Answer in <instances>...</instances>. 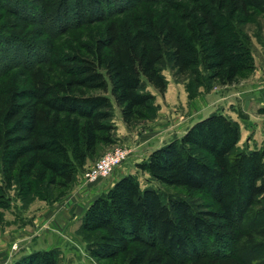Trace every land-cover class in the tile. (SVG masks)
<instances>
[{
    "label": "trees",
    "instance_id": "obj_1",
    "mask_svg": "<svg viewBox=\"0 0 264 264\" xmlns=\"http://www.w3.org/2000/svg\"><path fill=\"white\" fill-rule=\"evenodd\" d=\"M0 10V175L25 197L73 185L111 142L113 107L126 126L143 119L154 101L146 86L166 90L165 57L189 79L190 99L191 89L229 86L252 70L243 31L264 0H0ZM95 25V37L61 53L58 37ZM239 142L238 124L215 112L154 150L138 169L184 198L122 176L81 219L88 256L98 264H264V149ZM195 195L210 202L195 205ZM11 264L63 261L52 249Z\"/></svg>",
    "mask_w": 264,
    "mask_h": 264
},
{
    "label": "rangeland",
    "instance_id": "obj_2",
    "mask_svg": "<svg viewBox=\"0 0 264 264\" xmlns=\"http://www.w3.org/2000/svg\"><path fill=\"white\" fill-rule=\"evenodd\" d=\"M3 14L0 10V18H3ZM3 23L4 20H1L0 33ZM100 27L95 25L84 30H72L68 35L57 38V46L61 53H69V49L77 47L76 39L88 42L98 34ZM243 32L254 63L252 70L241 73L236 82L229 86L191 89L196 96L190 99L187 90L189 79L176 75L165 57L161 65V73L167 83L165 92L159 94L147 85L145 91L153 95L154 101L150 110L145 112V117L130 126L121 121L119 110L113 107L111 142L99 146L96 155L78 171L73 185L67 190H43L22 197L14 187L7 189L3 186L0 175V193L4 199V206L0 208V264H11L42 249H56L63 264H98L86 253L85 243L78 232L86 211L84 207L94 197L106 193L121 176L128 175L133 176L142 188L152 186L157 189L163 197L184 198L179 189L165 188L151 182L149 176L138 169V165L144 163L154 149L180 138L191 125L207 114L218 112L238 124L241 149L263 150L264 113L260 111L264 109V95L262 102L257 103L254 99L256 95L264 94V12H254ZM31 40V37L27 38V42ZM13 53L12 48L4 51L9 58ZM18 59L15 58L16 61ZM4 61L6 58L0 52V62ZM117 148L128 152L127 160L100 183H87L85 172L98 159ZM77 201H80L79 204ZM193 202L204 205L210 201L204 195H195ZM65 206L70 208L69 211L64 210ZM62 236L75 239L81 247L80 252L75 253L71 243L64 244ZM257 241L264 240L257 238ZM261 259H264V250Z\"/></svg>",
    "mask_w": 264,
    "mask_h": 264
},
{
    "label": "built area",
    "instance_id": "obj_3",
    "mask_svg": "<svg viewBox=\"0 0 264 264\" xmlns=\"http://www.w3.org/2000/svg\"><path fill=\"white\" fill-rule=\"evenodd\" d=\"M128 158V152L123 148L114 151L98 159L84 174V179L89 184H98L105 180L110 174Z\"/></svg>",
    "mask_w": 264,
    "mask_h": 264
},
{
    "label": "crops",
    "instance_id": "obj_4",
    "mask_svg": "<svg viewBox=\"0 0 264 264\" xmlns=\"http://www.w3.org/2000/svg\"><path fill=\"white\" fill-rule=\"evenodd\" d=\"M264 94L262 93V94H260V96H257L256 95V97H255V101L257 102V103H259L260 101L262 102L263 101V96ZM258 97H260V98H258ZM261 99V100H260ZM208 115V114H207ZM206 115V116H207ZM205 116V117H206ZM204 117V118H205ZM203 119V118H202ZM201 120V119H200ZM168 143V142H167ZM164 145V144H163ZM159 148V147H158ZM158 148H156V149H158ZM156 149H154V150H156ZM122 177V176H121ZM116 181V180H115ZM96 197H94L93 198V200L95 199ZM93 200L91 201V202H89L85 207H84V211L85 210H87V208L89 207V205L93 202ZM81 201V200H80ZM80 201H77L76 203H78L79 204V202ZM69 209L70 208H68L67 206H65V208H64V210H66V211H69ZM80 218V217H79ZM71 222H72V220H71ZM78 225H79V222H78ZM67 236V235H66ZM62 239H63V241H64V244L65 243H67V244H72V247L74 248L73 250H75V253L78 251V252H80V249H81V247H80V245H78V242L77 241H75V239L74 240H72V239H70L69 237H63L62 236ZM43 251L44 250H50V249H42ZM38 251H41V250H38Z\"/></svg>",
    "mask_w": 264,
    "mask_h": 264
}]
</instances>
